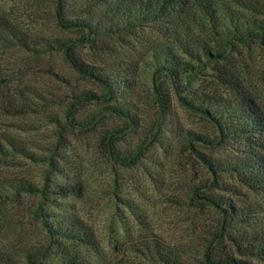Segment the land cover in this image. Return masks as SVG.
Listing matches in <instances>:
<instances>
[{"label": "rangeland", "instance_id": "obj_1", "mask_svg": "<svg viewBox=\"0 0 264 264\" xmlns=\"http://www.w3.org/2000/svg\"><path fill=\"white\" fill-rule=\"evenodd\" d=\"M247 1L255 11L241 10L264 21V0ZM55 5L0 0V16L46 43L31 51L0 38V81L19 95L8 102L0 98V264H58L66 256L86 264H164L133 251L140 240L194 248L190 264H207L200 254L217 240L210 254L264 264L231 241L264 219V191L244 186L224 167L245 156L246 145L219 141L213 123L185 104L205 94L224 99L242 92L264 114V34L234 42L223 59L195 62L198 71L174 83L152 66L154 49L172 41L160 22L87 43L82 32L57 20ZM54 40H69L89 66L125 73L130 87L117 100L129 106L131 121L108 109L112 101L106 97L76 101L82 91L102 90L73 68ZM189 133L212 141L196 145L201 156L187 143ZM10 141L33 157L15 151ZM202 156L219 168L213 173ZM21 181L36 191L11 188ZM58 185L80 192L56 197ZM212 194L249 211L248 225L219 233L218 212L206 199ZM66 217L88 229L90 243L51 236L52 218Z\"/></svg>", "mask_w": 264, "mask_h": 264}, {"label": "trees", "instance_id": "obj_2", "mask_svg": "<svg viewBox=\"0 0 264 264\" xmlns=\"http://www.w3.org/2000/svg\"><path fill=\"white\" fill-rule=\"evenodd\" d=\"M55 4L57 20L68 29L82 32V39L87 43L120 36L133 29L160 22L170 32L172 41L171 44L160 43L154 49L151 55L152 66L155 72L172 79L174 83L188 74L196 73L200 66H195V62L204 64L211 57L223 59L225 51L234 42L244 41L251 36L262 38L264 34V21L241 10L255 11V4L247 0H55ZM196 31L204 34L209 41L198 38ZM0 36L5 43L31 51L46 44L40 40H31L24 31L3 16H0ZM68 42L69 40H54L53 46L63 50L73 68L102 90L100 94L82 91L75 97L76 101L106 97L108 101H112L108 109L131 121L133 118L129 106L117 100L120 92L130 87V80L125 73L117 70L105 71L83 63L74 54L73 45ZM18 96L1 79L0 98H5L8 102ZM185 104L213 123L215 137L219 141L239 139L244 142L245 156L224 167L236 175L244 186L264 191V114L257 102L251 96L240 92L224 99L214 94H205L203 97L186 100ZM187 136V143L199 156L202 154L196 150V145L212 142L208 137L198 134L189 133ZM9 144L15 151L32 156L24 147L15 146L12 141ZM0 153L3 154L1 145ZM128 159L131 157L128 156ZM202 159L213 173L215 168H219L208 157L202 156ZM11 188L17 191H36V188L24 181L14 183ZM79 192L78 186L58 185L52 193L56 197H67ZM1 197L3 192L0 190ZM206 199L218 212L219 233L228 234L238 225H248L249 211L243 212L219 194L208 195ZM51 221V236L66 237L81 243L91 242V234L76 217L52 218ZM236 236L231 241L238 250L264 259V219L256 227H249V230ZM216 241L212 240L208 247L205 245L200 254L207 264H248L231 255L210 254L209 247ZM133 251L140 255L147 254L164 264H190L197 253L194 248H177L166 245L161 240H140ZM1 262L14 264L7 259ZM58 264L86 263L66 256Z\"/></svg>", "mask_w": 264, "mask_h": 264}]
</instances>
